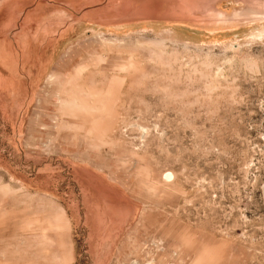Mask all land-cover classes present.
<instances>
[{
  "label": "rangeland",
  "instance_id": "obj_1",
  "mask_svg": "<svg viewBox=\"0 0 264 264\" xmlns=\"http://www.w3.org/2000/svg\"><path fill=\"white\" fill-rule=\"evenodd\" d=\"M108 11L0 130V264H264V0Z\"/></svg>",
  "mask_w": 264,
  "mask_h": 264
},
{
  "label": "crops",
  "instance_id": "obj_2",
  "mask_svg": "<svg viewBox=\"0 0 264 264\" xmlns=\"http://www.w3.org/2000/svg\"><path fill=\"white\" fill-rule=\"evenodd\" d=\"M108 10L110 0H0V130L26 127L29 113L55 93L46 84L64 76L56 70L75 48L96 33L126 30L110 28ZM68 91L58 90L62 102L81 97ZM82 95L86 111H111L109 95Z\"/></svg>",
  "mask_w": 264,
  "mask_h": 264
},
{
  "label": "bare ground",
  "instance_id": "obj_3",
  "mask_svg": "<svg viewBox=\"0 0 264 264\" xmlns=\"http://www.w3.org/2000/svg\"><path fill=\"white\" fill-rule=\"evenodd\" d=\"M177 33H181V31H178ZM171 176H172L171 174H167L166 179H169Z\"/></svg>",
  "mask_w": 264,
  "mask_h": 264
}]
</instances>
